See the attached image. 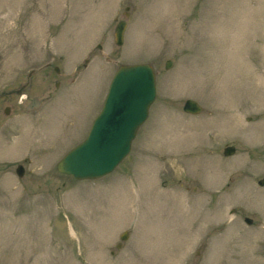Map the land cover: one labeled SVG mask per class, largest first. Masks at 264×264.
<instances>
[{
	"label": "rangeland",
	"instance_id": "1",
	"mask_svg": "<svg viewBox=\"0 0 264 264\" xmlns=\"http://www.w3.org/2000/svg\"><path fill=\"white\" fill-rule=\"evenodd\" d=\"M134 62L156 93L129 152L97 178L61 173ZM34 64L45 103H19L0 140V264H264V0H0V80Z\"/></svg>",
	"mask_w": 264,
	"mask_h": 264
},
{
	"label": "water",
	"instance_id": "2",
	"mask_svg": "<svg viewBox=\"0 0 264 264\" xmlns=\"http://www.w3.org/2000/svg\"><path fill=\"white\" fill-rule=\"evenodd\" d=\"M125 27V18L119 19L115 25L114 36L118 45L123 43ZM171 64L172 60L167 59L165 67ZM134 84H139V88ZM155 93V71L151 64L137 62L120 65L111 78L103 105L94 117L88 133L57 161L58 170L77 179L97 178L113 170L129 152ZM37 103L34 98L28 107ZM183 110L197 113L202 110V106L197 100L186 98ZM110 128L113 133L107 136ZM114 128L115 131L112 130ZM234 150V145H226L223 153L229 154ZM20 167L22 164L17 166V172L22 174L23 167L21 170ZM258 184L264 185V176L258 179ZM245 220L248 223L252 221L248 216H245ZM128 235V230H124L117 245L120 246Z\"/></svg>",
	"mask_w": 264,
	"mask_h": 264
},
{
	"label": "flooded vegetation",
	"instance_id": "3",
	"mask_svg": "<svg viewBox=\"0 0 264 264\" xmlns=\"http://www.w3.org/2000/svg\"><path fill=\"white\" fill-rule=\"evenodd\" d=\"M98 46L100 47V44H98ZM89 51L90 50H88V53H89ZM89 61H90L89 57L84 58V61L81 64V66L83 67L81 69V71L84 70L85 68H87L89 65H91V64H89ZM48 65H51V63L46 61L43 64H41L40 66H48ZM76 68H77V65L74 67L75 71H76ZM41 70H43V69H41ZM74 70H72V71H74ZM35 71H36V67L34 64V65L30 66V68L28 69L27 79L22 81V82H18V80H17L18 75L14 76L12 78V81L10 83H7V84H4L3 81L0 80V116H1V114L4 115V120H3L2 124L0 125V140L3 139L4 130H7L8 127H11V128L14 127V122L16 121V118L14 119V115L17 113L16 111L19 108V103H23L24 100L27 99L28 103H27L26 107H27V110H29V112L40 108L45 103V101L42 99V97H40L38 95L32 94V95H30V97H28L29 93H28L27 85L30 84V82L28 80L30 79L31 74H33ZM46 73L49 74V71ZM60 73H61V71L59 68V69H57L56 74H60ZM54 80L56 81V83H58L56 85L60 84V82H58L59 80H56V79H54ZM8 85H10V88L8 87ZM6 86H7V88H5ZM44 87L48 88V86L47 87L44 86ZM34 98L38 101V103L35 104L33 107H28V105L34 100ZM7 155H15V154L12 152V154L6 153V156ZM25 158H26L25 156L22 157L21 158L22 161H18L16 163L15 168H14V171L18 175L17 179H19L22 175H25V173L27 172V166H26L27 162L24 160ZM19 164H22V167H23V173L22 174L17 173V166Z\"/></svg>",
	"mask_w": 264,
	"mask_h": 264
},
{
	"label": "bare ground",
	"instance_id": "4",
	"mask_svg": "<svg viewBox=\"0 0 264 264\" xmlns=\"http://www.w3.org/2000/svg\"><path fill=\"white\" fill-rule=\"evenodd\" d=\"M134 86H136V85L134 84ZM139 86H140V85L137 84L136 87L139 88ZM128 106H129V104H128ZM122 113H123V112H122ZM122 113H121V114H122ZM112 130L115 131L116 129L114 128V129H112ZM112 133H113V132H111V128H110V129H108V132H107L106 135H107V136H111ZM253 252H254V251H253ZM253 252H250V253L253 254ZM255 253H256V252H255ZM246 254H247V253H246ZM245 256H246L247 258L251 257L250 254L245 255ZM247 258L245 259L246 264H258V263H257L255 260H253L252 258H251V259H252L253 261H251V260H249V259H247Z\"/></svg>",
	"mask_w": 264,
	"mask_h": 264
}]
</instances>
